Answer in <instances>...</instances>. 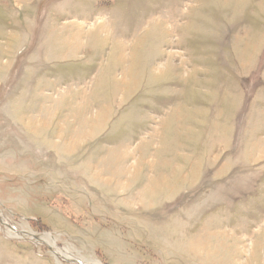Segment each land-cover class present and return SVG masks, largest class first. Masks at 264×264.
I'll use <instances>...</instances> for the list:
<instances>
[{
    "label": "rangeland",
    "instance_id": "obj_1",
    "mask_svg": "<svg viewBox=\"0 0 264 264\" xmlns=\"http://www.w3.org/2000/svg\"><path fill=\"white\" fill-rule=\"evenodd\" d=\"M79 258L264 264V0H0V264Z\"/></svg>",
    "mask_w": 264,
    "mask_h": 264
},
{
    "label": "bare ground",
    "instance_id": "obj_2",
    "mask_svg": "<svg viewBox=\"0 0 264 264\" xmlns=\"http://www.w3.org/2000/svg\"><path fill=\"white\" fill-rule=\"evenodd\" d=\"M41 241L53 249V254L56 257L63 259V260H71L72 259V257H69L68 250H59L57 248L56 240H55V238H52L50 234H43L41 237ZM78 260H79V262H78L79 264H86L87 262L90 264H101L99 261H96L95 259L85 261L83 258L82 259L79 258Z\"/></svg>",
    "mask_w": 264,
    "mask_h": 264
}]
</instances>
